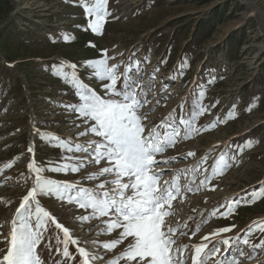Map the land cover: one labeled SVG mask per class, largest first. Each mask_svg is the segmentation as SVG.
I'll return each instance as SVG.
<instances>
[{
    "label": "rangeland",
    "instance_id": "374dc122",
    "mask_svg": "<svg viewBox=\"0 0 264 264\" xmlns=\"http://www.w3.org/2000/svg\"><path fill=\"white\" fill-rule=\"evenodd\" d=\"M108 9L111 16L102 35H97L77 27L87 21L74 0H0V259L7 251L15 210L34 182L35 174L30 175L27 169L33 159L28 146L34 145L36 162L44 164L49 159L57 161L62 153L52 137L73 143L100 139L91 133L77 135L87 125L65 105L78 103V97L56 75L54 65L75 63L80 78L103 96V82L82 67L85 61L100 58L102 49L115 57L109 64L120 63V73L129 57L140 61L142 75L136 71L131 75L147 85L144 90L148 103L138 112L147 117L142 120L146 130L170 114L188 117L201 103L208 110L198 117L196 127L218 117L224 121L206 132H192L186 140L182 138V127L181 138L156 156L161 161L156 168L164 171L161 183L176 180L180 187L171 207H166L169 215L165 221L176 230L173 247L187 244L191 249L208 233L232 224L237 227L220 238L243 235L242 230L252 221L264 219V197L241 203L227 218L212 214L221 204L246 195L250 198L254 189L264 186V0H109ZM65 34L73 39L65 41ZM182 62L187 67L180 75ZM200 89L205 91L203 101L198 99ZM212 104L216 106L212 108ZM234 105L236 114L227 119ZM248 140L252 147L239 151L237 146ZM187 152L196 155L184 158ZM221 152L226 154L230 167L212 175ZM166 160L169 162L164 163ZM11 161V168L3 167ZM102 166H107V161L93 163L79 173L45 175L94 189L101 181L114 178L84 179ZM204 175H212V179L200 185ZM189 185L193 191L188 190ZM40 200L42 207L79 236L82 246L100 255L95 264H107L126 248L127 241L111 250L102 248L103 242L118 239L121 231H107L104 221L109 217L92 216L80 221V215H91L92 210L55 197ZM49 227L51 231L37 252L46 264H54L57 257L54 249L49 255V244L55 245V237L62 238V232L54 225ZM261 239L264 233L255 231L248 245L237 243L225 255L230 258L240 248L245 255L239 257L238 264H264V246L251 247ZM69 250L75 252V246L70 245ZM215 259L210 257L208 264ZM118 264L125 262L120 260ZM185 264H191L190 255Z\"/></svg>",
    "mask_w": 264,
    "mask_h": 264
},
{
    "label": "snow or ice",
    "instance_id": "6c2138e0",
    "mask_svg": "<svg viewBox=\"0 0 264 264\" xmlns=\"http://www.w3.org/2000/svg\"><path fill=\"white\" fill-rule=\"evenodd\" d=\"M74 2L82 7L87 21L86 25H77V27L102 35L103 27L111 16L108 9L109 0H74ZM63 39L68 41L73 37L65 34ZM89 46L95 47L92 42H89ZM101 52L100 58L85 61L82 67L90 69L93 78L103 82V96L80 78L75 63L54 65L56 75L66 82L78 97V103L65 105L71 112L77 113L78 118L87 125L77 135L85 137L91 133L100 139L73 143L70 139L52 137L51 139L57 141L56 146L62 149V153L57 161L49 159L44 164L36 162L34 145L28 146L27 152L33 155V159L27 164V169L30 175L35 174L34 182L22 196L15 210L11 220L7 251L0 259V264H46L38 254L37 248L47 239L46 234L51 231L50 225H54L55 230L62 232V238L59 235L55 237V245L49 244V255L53 254L54 249L57 257L54 264H95V261L101 259L98 253L90 252L86 246H82L79 236L60 222L56 215L41 206L40 198L46 197H55L69 204L75 203L81 209H91V215L79 216L80 221H88L92 216L109 217L104 221L107 231L111 233L114 229L121 230L118 239L105 241L102 244L104 250H111L127 241L124 251L118 257L109 260L107 264H118L120 260L125 264H133V262L134 264H185L189 255L191 264H208L210 257L216 258L213 264H238L239 257L245 255L240 248H237V252L230 258L225 253L237 243L248 245L249 237L255 231L264 233V219L252 221L246 226V230H242L243 235L237 233L234 237L220 238L221 234L230 233L237 227L232 224L208 233L201 238V243L193 245L191 249L187 244L174 248L176 230L166 223L165 217L169 215L166 207H171L172 201L180 194V187L176 180H164L161 183L164 171L156 168L161 163L156 159L157 154L163 153L181 138L182 127L184 129L182 138L186 140L190 138L192 132H206L215 128L217 123L224 121L218 117L196 127L198 117L208 110L201 103L197 111L188 117L170 114L154 127L146 130L142 120L147 117H142L138 112L148 103L147 92L144 90L147 85L138 83L137 78L131 75L133 71L142 75L140 61H134L129 57L124 72L120 73V63L108 62L115 60V57L109 56L107 49H102ZM144 60L147 61L148 57ZM161 63L164 61L162 60ZM186 67L187 65L182 62L178 69L180 75H183ZM157 71L158 67L153 69V77ZM204 97L205 91L200 89L198 99L203 101ZM215 106V104L211 105L212 108ZM179 107L183 111V103ZM235 114L234 105L226 118L231 119ZM37 134L40 135L39 130ZM245 147H252V141L248 140L245 145L237 146L239 151H243ZM194 155L196 153L187 152L184 158ZM172 159L175 160L176 157ZM101 161H107V166L100 167L97 172L85 176L84 179L91 180L103 176L114 178L101 181L94 189L82 187L77 182L62 181L45 175V172L79 173L82 168L93 163L99 165ZM13 162L5 163L3 167L11 168ZM227 167H230L228 158L221 152L211 169L212 175L222 172ZM183 171L187 173L188 169ZM192 172L194 181L196 169ZM212 175H204L199 182L200 185L209 182ZM106 185L113 187L106 188ZM188 190L194 189L189 185ZM129 191L131 194H128ZM261 197H264V186L254 189L250 198L246 195L221 204L212 214L218 213L227 218L241 203H252ZM33 205H35L34 209ZM220 208L224 210L220 211ZM198 228L199 225L197 230ZM195 234L196 232L193 231L192 235ZM70 245L75 246V252L69 250ZM221 245L224 246L223 251ZM262 246L264 239H261L259 244H251L253 249Z\"/></svg>",
    "mask_w": 264,
    "mask_h": 264
}]
</instances>
